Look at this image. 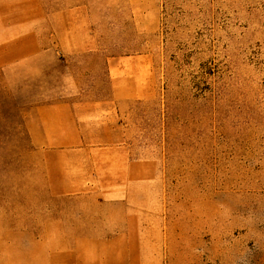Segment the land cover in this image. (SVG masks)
Instances as JSON below:
<instances>
[{
	"label": "rangeland",
	"instance_id": "1",
	"mask_svg": "<svg viewBox=\"0 0 264 264\" xmlns=\"http://www.w3.org/2000/svg\"><path fill=\"white\" fill-rule=\"evenodd\" d=\"M33 27L0 73V264H264V0H33ZM53 102L85 149L32 141Z\"/></svg>",
	"mask_w": 264,
	"mask_h": 264
},
{
	"label": "crops",
	"instance_id": "2",
	"mask_svg": "<svg viewBox=\"0 0 264 264\" xmlns=\"http://www.w3.org/2000/svg\"><path fill=\"white\" fill-rule=\"evenodd\" d=\"M27 7V16L23 18V8ZM41 50L40 36L33 27V0H0V73L33 58ZM25 123L32 141L42 146L45 153L80 151L87 146L83 118L69 102L37 103L27 114ZM102 136H109V132L103 130ZM65 183L80 184L82 180L75 177ZM128 261V258H99L86 264H128Z\"/></svg>",
	"mask_w": 264,
	"mask_h": 264
}]
</instances>
